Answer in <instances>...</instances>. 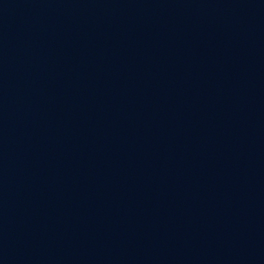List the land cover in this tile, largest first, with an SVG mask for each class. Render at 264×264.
Segmentation results:
<instances>
[{"label":"water","instance_id":"1","mask_svg":"<svg viewBox=\"0 0 264 264\" xmlns=\"http://www.w3.org/2000/svg\"><path fill=\"white\" fill-rule=\"evenodd\" d=\"M0 264H264V0H0Z\"/></svg>","mask_w":264,"mask_h":264}]
</instances>
